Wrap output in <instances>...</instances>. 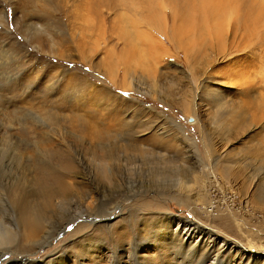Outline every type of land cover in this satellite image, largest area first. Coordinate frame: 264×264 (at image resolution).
Here are the masks:
<instances>
[{
  "label": "rangeland",
  "instance_id": "obj_1",
  "mask_svg": "<svg viewBox=\"0 0 264 264\" xmlns=\"http://www.w3.org/2000/svg\"><path fill=\"white\" fill-rule=\"evenodd\" d=\"M255 6L0 0V264H264Z\"/></svg>",
  "mask_w": 264,
  "mask_h": 264
},
{
  "label": "bare ground",
  "instance_id": "obj_2",
  "mask_svg": "<svg viewBox=\"0 0 264 264\" xmlns=\"http://www.w3.org/2000/svg\"><path fill=\"white\" fill-rule=\"evenodd\" d=\"M212 2V1H211ZM259 8V7H258ZM262 9V8H261ZM260 9V10H261ZM254 10H255V12L252 10V16H251V18L253 19V21L258 25V26H261L263 23H264V15L263 14H261V12L258 10L257 11V7L255 6L254 7ZM262 11V10H261ZM3 11H1L0 10V21L3 19ZM257 27V26H256ZM0 55H4V54H0ZM1 56V57H2ZM184 161V160H183ZM186 161V160H185ZM102 166V165H101ZM105 169V168H104ZM37 173V172H36ZM43 173H45V172H43ZM39 176H40V174H38ZM36 178V177H35ZM39 177H37V179H38ZM39 180H41V176H40V178H39ZM39 180H38V182H39ZM30 181V180H29ZM28 181V182H29ZM36 182V181H35ZM41 182V181H40ZM179 182L181 183V184H187V182L186 181H184V179H183V177H181L180 179H179ZM35 188H38V187H35ZM54 190V189H53ZM56 191V190H55ZM49 193V192H48ZM52 194V193H51ZM34 196V195H33ZM54 197V196H53ZM44 201V200H43ZM59 201V200H58ZM49 203V202H48ZM210 204V203H209ZM48 205V204H47ZM55 207V206H54ZM52 208V207H51ZM211 208L213 209L214 207L213 206H210L209 208H208V210L209 211H211ZM206 212H208V211H206ZM109 213V212H108ZM77 217V216H76ZM75 217V218H76ZM83 222V221H82ZM68 224H69V222H67L66 223V225L65 226H68ZM187 224H189V223H187ZM159 225V224H158ZM179 225V224H178ZM189 225H191V226H194V227H199V228H201V229H205V232L207 233V234H212V235H214V236H217V238H218V233L216 234V231L215 230H213V228H211V227H205V226H195V225H192V224H189ZM64 226V225H63ZM61 227L60 229H58V230H60V231H64V229H65V226L64 227ZM165 226V225H164ZM187 227V226H186ZM33 228V227H32ZM163 228V227H162ZM179 228V226L176 228V230H175V233H173L172 234V236H171V242L173 241L174 243H171L172 244V249L174 250V249H176V248H174V246L175 247H182V248H187L188 246H189V250H192L193 249V245L192 244H195V237L194 238H192L193 236H194V234H192L191 232H188V230H183V229H178ZM35 229V228H34ZM164 229V228H163ZM190 229H191V227H190ZM166 230V229H165ZM36 231V230H35ZM202 232L203 231H201V234H202ZM204 232V233H205ZM222 232V231H221ZM35 233V232H34ZM123 233V235L125 234L124 232H122ZM168 233V232H167ZM112 234V233H111ZM197 234V233H196ZM52 234H49V235H45L44 237H43V239H44V242H46V240L48 239V238H50V236H51ZM34 237V236H33ZM114 237V236H113ZM124 237H125V235H124ZM40 238V237H39ZM192 238V239H191ZM205 238V237H204ZM117 239V238H116ZM118 239H120V238H118ZM190 239V240H189ZM213 239V238H212ZM121 240V239H120ZM164 241V240H163ZM187 241H190L191 243H190V245H185L186 244V242ZM201 241V240H200ZM168 243V242H167ZM203 243V242H202ZM198 245V242H196V244H195V246H197ZM185 246V247H184ZM225 246V245H224ZM240 246H242L243 247V245H240ZM187 249V251H189ZM186 250V249H185ZM176 253V252H175ZM138 257V256H137ZM209 258V257H208ZM176 259V258H175ZM104 261H106V260H104Z\"/></svg>",
  "mask_w": 264,
  "mask_h": 264
}]
</instances>
